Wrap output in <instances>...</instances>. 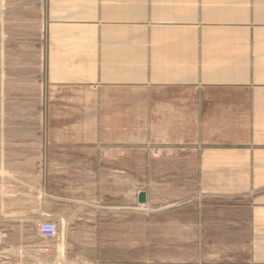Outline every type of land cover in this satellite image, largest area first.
<instances>
[{"label":"crops","instance_id":"0c3cea01","mask_svg":"<svg viewBox=\"0 0 264 264\" xmlns=\"http://www.w3.org/2000/svg\"><path fill=\"white\" fill-rule=\"evenodd\" d=\"M14 10L46 124L4 132L0 264H264V0Z\"/></svg>","mask_w":264,"mask_h":264},{"label":"rangeland","instance_id":"374dc122","mask_svg":"<svg viewBox=\"0 0 264 264\" xmlns=\"http://www.w3.org/2000/svg\"><path fill=\"white\" fill-rule=\"evenodd\" d=\"M17 0H0V173L2 172V155H5V167H7L6 153L13 134L4 133L10 127H33L44 126V102L39 101L35 85V77L38 74L37 63H34L32 54H7L1 52V19L4 10L5 17H11L16 13L14 5ZM8 9V11H7ZM42 112L40 113V110ZM5 129V130H4ZM143 186V183H141ZM139 207V206H138ZM142 212V213H141ZM143 210L137 211L135 226L131 231L135 233L138 241L143 239L144 229L141 223ZM132 227V226H131ZM130 231V232H131ZM127 230L122 229V239ZM94 253L90 252V256ZM138 259L143 257V246H137ZM91 264V263H89ZM104 264H144L143 261L110 263Z\"/></svg>","mask_w":264,"mask_h":264},{"label":"built area","instance_id":"2783aa9c","mask_svg":"<svg viewBox=\"0 0 264 264\" xmlns=\"http://www.w3.org/2000/svg\"><path fill=\"white\" fill-rule=\"evenodd\" d=\"M37 230L39 234L43 236H55L57 234L56 224L49 220H43L38 222ZM2 240H3V233L2 230L0 229V244L2 243Z\"/></svg>","mask_w":264,"mask_h":264},{"label":"water","instance_id":"95a60500","mask_svg":"<svg viewBox=\"0 0 264 264\" xmlns=\"http://www.w3.org/2000/svg\"><path fill=\"white\" fill-rule=\"evenodd\" d=\"M144 201H145V193L143 191H141L138 195V202L144 203Z\"/></svg>","mask_w":264,"mask_h":264}]
</instances>
